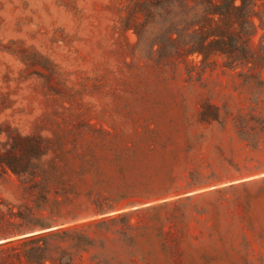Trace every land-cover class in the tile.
<instances>
[{
  "label": "rangeland",
  "instance_id": "374dc122",
  "mask_svg": "<svg viewBox=\"0 0 264 264\" xmlns=\"http://www.w3.org/2000/svg\"><path fill=\"white\" fill-rule=\"evenodd\" d=\"M124 2L0 0V160L35 170L0 165V242L55 201L89 216L148 192L181 200L131 219L160 228L134 264H264V68L258 87L219 58L157 62L121 29ZM19 247L0 264H29Z\"/></svg>",
  "mask_w": 264,
  "mask_h": 264
},
{
  "label": "trees",
  "instance_id": "16d2710c",
  "mask_svg": "<svg viewBox=\"0 0 264 264\" xmlns=\"http://www.w3.org/2000/svg\"><path fill=\"white\" fill-rule=\"evenodd\" d=\"M121 12V29L134 36L133 46H143L157 62L174 68L183 64L189 74L196 66L195 62L189 64L190 57L197 58L202 67L219 58L220 65L237 71L244 83L262 84L254 72L264 68V0H125ZM258 30L262 33L253 42ZM26 140L38 148L34 137ZM3 164L16 175L35 174L32 167L16 170L0 160ZM153 200L156 198L148 192L109 200L89 216L55 201L54 210L46 216L17 214L28 228L11 233L20 237L0 242V247L21 246L14 256L29 264H75L83 254H87L88 264H134L139 239L148 228H160L156 223L145 226L131 219L181 199L151 203ZM160 245L166 248V241L160 240Z\"/></svg>",
  "mask_w": 264,
  "mask_h": 264
}]
</instances>
